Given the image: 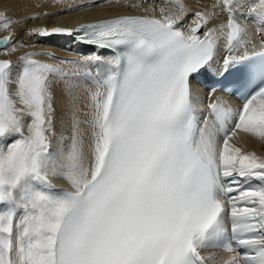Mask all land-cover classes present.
<instances>
[{"label":"snow or ice","instance_id":"1","mask_svg":"<svg viewBox=\"0 0 264 264\" xmlns=\"http://www.w3.org/2000/svg\"><path fill=\"white\" fill-rule=\"evenodd\" d=\"M169 2L174 15L161 8L160 18L124 15L75 30L85 44L120 50L84 118L74 114L70 136L59 138L65 148H53V79L65 73L35 53L19 64L0 59V142L11 140L0 144V264H207L214 258L201 250L210 247L236 253L223 264H264V158L230 145L237 131L264 140V50L224 59L222 74L242 72L240 107L217 99L204 114L191 87L221 38L229 52L247 48L237 13L249 0H216L227 21L203 38L215 13L197 11L182 28L187 7ZM252 2L247 17L264 31V0ZM12 23L0 15V27ZM54 178L69 188L56 190ZM250 180L259 186L239 187ZM229 218L243 255L229 242Z\"/></svg>","mask_w":264,"mask_h":264},{"label":"bare ground","instance_id":"2","mask_svg":"<svg viewBox=\"0 0 264 264\" xmlns=\"http://www.w3.org/2000/svg\"><path fill=\"white\" fill-rule=\"evenodd\" d=\"M123 1V0H121ZM135 1V0H130ZM144 1V0H143ZM154 1V0H146ZM160 1V0H158ZM169 2V0H162ZM216 0H183L187 7L185 19L181 21L183 24L191 23L195 19L194 13L197 11L206 13H215L209 24L203 29V32L208 27H219L220 24L226 23L225 12L222 10V5L213 8ZM258 3V0H255ZM121 3H115V0H0V15L11 14L20 17L22 22H26L27 32L26 35L20 33L11 34V42L8 45H0V53L7 49L12 44L16 43L17 47L30 48L35 46V53L32 58L42 63L54 64L61 68L65 75L58 76L53 79V92L55 108V126L57 132V139L53 141V148H65L66 144L60 142V137L63 136L67 139L71 134L72 117L74 114L84 118L89 104V94L95 88L94 74L103 76L108 67V61L112 59L111 56H100L103 51L94 50L89 47H83L74 43L70 36L64 34H50L41 36L35 29H45L47 31L59 28H72L79 22H86L98 18H105L121 14H138L156 16L160 18V13L151 10L148 6L142 8L135 7L134 5L126 7L120 6ZM255 3L249 0L248 5L241 11L243 13L249 12ZM166 14H176L175 6L171 4ZM238 23L246 26L250 42L247 48L234 49L236 53H251L260 49L264 44V31L257 29L254 23V18L251 20L238 19ZM5 34L10 35L9 31ZM2 34H0L1 36ZM31 36L28 39L27 36ZM224 39L218 41L217 48L223 45ZM26 49V50H27ZM21 52V51H20ZM46 52H48L46 54ZM99 55L100 61L96 63V67L91 68L92 63L88 62L90 56ZM21 57V56H20ZM19 56L12 61L14 64L21 63ZM61 61L65 63L61 64ZM75 62V63H73ZM85 69L88 73L85 74ZM196 94L202 101V108H206L207 101L204 102L205 96L202 92L194 88ZM212 99H219L218 94H213ZM210 102V101H208ZM225 105L234 107L235 103L229 98H225ZM11 140L0 142L10 143ZM264 140L259 139L251 134L237 131L235 136L230 139V145L239 148L241 154L253 153L258 157L264 158ZM53 184L55 187L69 188L66 181L60 178H54ZM251 187H258L254 184L257 180H250ZM207 257L211 256L214 259L209 260L212 264H219L220 261H226L230 256L229 252L218 248L211 250V254H206Z\"/></svg>","mask_w":264,"mask_h":264},{"label":"rangeland","instance_id":"3","mask_svg":"<svg viewBox=\"0 0 264 264\" xmlns=\"http://www.w3.org/2000/svg\"><path fill=\"white\" fill-rule=\"evenodd\" d=\"M115 3H121L120 6H132L134 5L135 7H139L142 8L144 6H148L151 10L156 11L157 13H160V9L164 8L165 12H167V10L169 9V6L171 5L170 2H166V1H158V0H154V1H146V0H135V1H130V0H115ZM3 15V14H2ZM9 19H11L12 21H14V23L10 24L9 27L7 29L0 27V34L2 33H6V31H9L10 34L12 33H20L21 35H26L27 32V26H26V22H22V19H20V17H16L13 16L11 14H6L3 15ZM28 39L31 38V36H27ZM15 48V51H12V48ZM27 49V48H26ZM25 48H23L21 50L20 46L17 47V44L14 43L11 46H9L7 49H5L2 53H0V59H9L11 61H14L17 59V56H24L27 53H31L32 51L35 50V46L34 47H30L26 50ZM21 51V52H20ZM48 52H46L47 54ZM264 147V144L262 143V145H260L259 148ZM243 207V206H242Z\"/></svg>","mask_w":264,"mask_h":264},{"label":"water","instance_id":"4","mask_svg":"<svg viewBox=\"0 0 264 264\" xmlns=\"http://www.w3.org/2000/svg\"><path fill=\"white\" fill-rule=\"evenodd\" d=\"M49 33H52V30L48 31Z\"/></svg>","mask_w":264,"mask_h":264}]
</instances>
